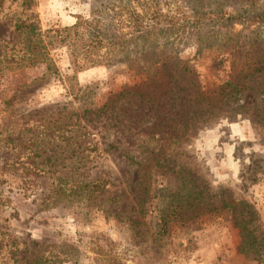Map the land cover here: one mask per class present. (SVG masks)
Segmentation results:
<instances>
[{
    "label": "rangeland",
    "instance_id": "obj_1",
    "mask_svg": "<svg viewBox=\"0 0 264 264\" xmlns=\"http://www.w3.org/2000/svg\"><path fill=\"white\" fill-rule=\"evenodd\" d=\"M248 1L252 10L264 5V0ZM20 3H0V132L21 117L18 124L27 121L23 131L29 142L48 147L49 129L55 124L50 113L72 108L79 122L64 134L80 147L71 143L52 153L58 156L55 162L62 161V172L71 174L69 161L76 154L87 155L78 172L84 171L87 179L101 175L114 182L122 218L105 217L94 208L87 211L80 202L32 201L34 195L23 194L17 178L1 175L0 264L13 259L9 235L28 245L37 241L45 246L43 253L57 252L60 260L53 264H264V256L258 259L239 250L240 234L225 210L164 209L167 201L196 196L201 179L211 194L226 188L233 197L246 199L264 235V69L242 73L264 64V23L234 22L213 31L202 27L200 44L190 40L177 53L190 69L172 76L179 86L177 98L172 101L174 94L167 93L146 101L137 92L117 96L140 81L134 68L122 63L76 68L69 41L58 40L54 31L78 16L89 17L91 10L103 16V0H30L28 7ZM234 9L221 6L225 13ZM25 16L44 34L53 64L49 70L43 63L15 67L22 43L12 23ZM97 51L102 54L103 47ZM85 141L90 142L84 146ZM29 156L25 154L24 165L32 170ZM35 168L53 167L43 161ZM146 176L150 185L144 184ZM27 178L36 192L50 181L42 174ZM192 184L196 188L190 189ZM175 186L182 187L181 197L170 193ZM165 214L168 221L162 226ZM18 250L20 258L19 245ZM62 253H68L66 259Z\"/></svg>",
    "mask_w": 264,
    "mask_h": 264
},
{
    "label": "trees",
    "instance_id": "obj_2",
    "mask_svg": "<svg viewBox=\"0 0 264 264\" xmlns=\"http://www.w3.org/2000/svg\"><path fill=\"white\" fill-rule=\"evenodd\" d=\"M29 2L30 0H21L20 5L28 7ZM222 5H232L235 9L233 13H225L221 10ZM251 5L248 0H103V16L96 15V10L95 12L91 10L89 17L78 16L73 24L54 31L59 32L58 40L69 41L73 65L76 68L122 63L134 68L140 74L139 82L128 89L120 90L117 96L137 92L139 96H146V101H156L161 95L170 93L174 94L173 101L177 98L174 91L179 89V86L172 76L176 73L180 75L190 72V69L179 59L178 51L190 40L191 42L195 40L196 46L199 45L202 40L199 36L202 27L213 31L216 27L228 26L234 22L264 23V5L257 10L250 9ZM12 26L13 34L17 35L19 42L22 43V53L20 58L16 59L15 67L43 63L45 69L49 70L53 64L47 56V41L44 40V34L36 24L25 16L23 19L13 21ZM102 47L103 52L98 55L97 50ZM77 55H81L79 59L82 61H78ZM262 69L264 64L258 63L246 67L242 73L253 74ZM65 78L70 80L72 75H65ZM69 86L72 87L70 83ZM233 90L231 87L230 92ZM50 116L55 124H51L49 129L51 140L48 147L44 144L38 146L35 141L29 142L23 131L27 121L23 122L22 126L18 124L21 117L14 120L12 126L6 127L4 133L0 132V177L7 175L17 178L23 194L32 192L34 195L32 201L39 200L44 205L47 201L52 204L65 202L68 205H76L80 202L87 211L94 208L105 217L117 220L122 218L116 207L119 197L112 190L115 186L114 182L109 178L103 179L101 175L87 179L83 176L84 171L78 172L86 164L87 155L83 157L76 154L75 158L69 161L73 171L71 174L67 171L62 172L64 163L55 162L58 156L52 155L63 152L64 146L71 143L75 148L80 147L79 141L68 142L64 134L65 131L73 130L72 127L78 124V113L72 108L61 107L51 112ZM89 142L85 141L83 145ZM26 153L31 155L29 162L33 163L32 170L24 165ZM43 161H49L53 168L50 170L35 168V165ZM156 165L165 166L164 163ZM56 166L60 168L55 169ZM75 172L76 175L73 174ZM38 174L49 178L50 181L48 187L36 192L29 186L27 177ZM200 181L201 190L195 192L196 196L185 197L182 201H174V203L167 201L164 209H170L171 205H174L170 209L171 213L175 212V208H191L192 211L200 213L217 209L225 210L226 217L240 234L239 250L262 259L264 235L255 223L257 213L253 206L242 196L233 197L232 192L226 188L211 194L207 183L201 179ZM145 183L148 185L151 183L148 176L144 178ZM196 186L192 184L189 188L194 189ZM181 190V186H175L170 193L181 197ZM213 196L217 197V201L212 202ZM165 218L166 214L161 216L159 221L162 226L168 221ZM9 236L10 254L13 257L11 264H53L60 260L57 252L43 253L45 246L37 241L30 240L29 243L32 245H28L25 239L18 240L12 235ZM18 245L22 248L20 258L17 255ZM67 254L62 253L65 259Z\"/></svg>",
    "mask_w": 264,
    "mask_h": 264
}]
</instances>
